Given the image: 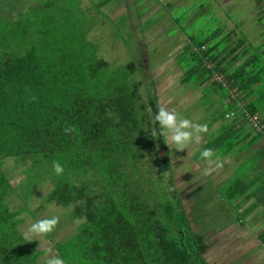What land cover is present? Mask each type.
I'll return each instance as SVG.
<instances>
[{
  "label": "trees",
  "instance_id": "trees-1",
  "mask_svg": "<svg viewBox=\"0 0 264 264\" xmlns=\"http://www.w3.org/2000/svg\"><path fill=\"white\" fill-rule=\"evenodd\" d=\"M17 11L0 14V158H32L29 179L37 173L38 182L53 179L45 202L75 204V216L85 219L72 239L79 264H209L207 239L224 226L206 234L207 225L198 223L197 231L179 201L151 199L130 179L134 140L156 153L161 173L170 153L156 128L158 101L148 91L147 99L142 95L140 64L111 65L100 54L80 0H36ZM258 21V44L246 35L231 41L236 29L217 38L220 30L182 52L200 63L185 70L184 82L206 84L208 93L224 97L235 91L209 123L232 117L210 132L197 154L201 159L200 151L210 148V158L236 155L232 175L216 189L228 205L250 203L234 216L241 223L264 208V10ZM217 72L224 82L205 83ZM53 161L63 165L61 174L53 172ZM13 188L0 163V264H36L40 250L22 237L21 212L9 203ZM258 238L264 245V228Z\"/></svg>",
  "mask_w": 264,
  "mask_h": 264
},
{
  "label": "rangeland",
  "instance_id": "rangeland-1",
  "mask_svg": "<svg viewBox=\"0 0 264 264\" xmlns=\"http://www.w3.org/2000/svg\"><path fill=\"white\" fill-rule=\"evenodd\" d=\"M34 1L0 0V14L10 12L15 15L17 10H25ZM99 2L80 0L81 7L92 18L89 34L98 43L100 54L111 65H122L132 60L138 62L142 74L138 78L143 76L145 82L141 89L144 98L147 99L148 91L155 95L159 107L175 112L178 119L187 118L194 124L207 125V131L199 134L200 141L190 142L185 149H175L170 140H165L170 153L163 164V173L156 168V153L151 150V154H147L149 146L139 147L138 140H134L130 179L136 182V188H141L143 184L145 191L142 193H147L151 199L168 200L173 204L179 201L195 230L201 223L207 225L205 233L210 234L231 223L238 209L228 207L216 188L232 175L235 162L214 157L210 158L212 164L208 165L203 158L199 159L197 153L210 139V132L216 131L221 122L232 116L229 114L226 119L212 124L209 117L225 110L226 103L236 94L232 91L224 97L221 92L208 93L206 84L184 82L182 75L185 70L200 63L190 57V52H182L186 44L196 49L195 44L204 36L220 30V37L217 38L236 29L231 41L239 35H246L252 43L258 44L262 41L263 30L258 17L264 10V0L260 3L258 0H111L101 5L98 11L96 4ZM197 74L198 71L192 77ZM212 79L224 82L223 75L218 72L205 83ZM259 87H264V83ZM166 149L159 150L161 156ZM32 161V158L22 160L12 156L0 158L1 167L14 187L10 206L21 212L19 230L24 231L38 219L56 216L58 222L50 232L42 234L39 240L35 237L29 240L36 243L40 252L56 250L72 264H79L76 258L80 252L72 239L85 219L75 216V204L63 206L45 202V197L53 188V179L46 175L38 182L40 173L29 179L25 169L31 166ZM216 164L220 167L217 168ZM205 167L212 169L207 175L204 174ZM232 229L224 228L222 234L208 237V249L204 256L209 264L246 263L242 256L239 259L238 253L243 252L245 240L251 238L229 236ZM241 230L243 228L235 227L233 231L239 234ZM249 244L247 241L246 245ZM236 247L239 249L236 250Z\"/></svg>",
  "mask_w": 264,
  "mask_h": 264
},
{
  "label": "clouds",
  "instance_id": "clouds-1",
  "mask_svg": "<svg viewBox=\"0 0 264 264\" xmlns=\"http://www.w3.org/2000/svg\"><path fill=\"white\" fill-rule=\"evenodd\" d=\"M154 119L156 121V128L159 130V136H162L164 140H170L175 149H185L186 146L192 142H199L201 137L200 133L207 131V125L194 124L187 118H177L175 112L169 111L164 107H159L155 113ZM70 129H65L69 131ZM153 137L157 136L156 129L151 131ZM213 156L212 149L203 148L200 151V157L203 158L208 165L212 164L210 157ZM216 167H220V164H216ZM52 170L57 175L64 171L63 165L59 162L53 161ZM210 167L204 168V174L207 175L211 172ZM58 218L56 216L45 217L36 220L28 225V227L22 231L21 235L25 240L32 238H38L42 234L50 232L57 224ZM44 264H65V260L58 255H49L46 251V259Z\"/></svg>",
  "mask_w": 264,
  "mask_h": 264
},
{
  "label": "crops",
  "instance_id": "crops-1",
  "mask_svg": "<svg viewBox=\"0 0 264 264\" xmlns=\"http://www.w3.org/2000/svg\"><path fill=\"white\" fill-rule=\"evenodd\" d=\"M246 156L247 155H245V157ZM235 158H236V155L233 156V158L228 157L227 161L228 162L233 161L232 163H234L236 161ZM242 158L240 160H242ZM249 204H250L249 202H246L240 207H238L237 209L239 211H242ZM228 207H231L232 209L236 208L235 205H231V204H229ZM228 227H233V229L229 231L228 233L229 236L234 235V236H238L242 238L243 236L249 239L251 238L250 240H245L243 252L238 253V255H240L238 256L239 259H242L243 257L242 260H245L247 264H264V245H262V243L260 242L258 238L259 232L264 228V208L263 207L258 208L256 211H254L244 220V223H241L239 220L238 221L233 220L231 223L224 225V228H228ZM235 227L243 228V230H241L240 232H238L239 234H237V231H233ZM247 241H249L250 243L248 246L246 245ZM237 247L235 248L236 250L239 249ZM47 253L49 255L61 256L58 252H56V250L55 251L50 250V251H47ZM45 259H46V252L43 253L39 251V253L37 254V257L35 258L36 264H44ZM65 264H68V263L65 261Z\"/></svg>",
  "mask_w": 264,
  "mask_h": 264
},
{
  "label": "built area",
  "instance_id": "built-area-1",
  "mask_svg": "<svg viewBox=\"0 0 264 264\" xmlns=\"http://www.w3.org/2000/svg\"><path fill=\"white\" fill-rule=\"evenodd\" d=\"M250 120L253 122V124L256 126L258 130H262V125L259 122V118L257 115H251Z\"/></svg>",
  "mask_w": 264,
  "mask_h": 264
}]
</instances>
